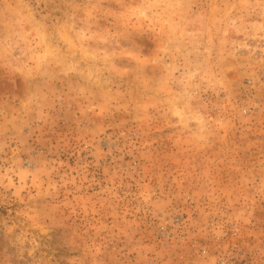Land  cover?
Listing matches in <instances>:
<instances>
[{
    "label": "rangeland",
    "instance_id": "rangeland-1",
    "mask_svg": "<svg viewBox=\"0 0 264 264\" xmlns=\"http://www.w3.org/2000/svg\"><path fill=\"white\" fill-rule=\"evenodd\" d=\"M0 264H264V0H0Z\"/></svg>",
    "mask_w": 264,
    "mask_h": 264
}]
</instances>
